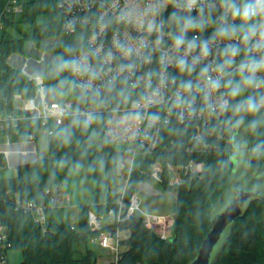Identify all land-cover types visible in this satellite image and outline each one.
Instances as JSON below:
<instances>
[{"label":"clouds","instance_id":"obj_1","mask_svg":"<svg viewBox=\"0 0 264 264\" xmlns=\"http://www.w3.org/2000/svg\"><path fill=\"white\" fill-rule=\"evenodd\" d=\"M90 21L91 33L85 30ZM80 24L74 41L41 74L54 81L45 89L54 101L49 115L69 120L49 132L60 144L71 145L77 129L87 133L96 124L82 155L97 138L104 144L139 141L143 147L161 142L165 132L182 147L193 121L208 117L215 123L191 140L218 148L208 137L226 135L220 169L264 158V139L258 138L264 136V0H124L122 6L120 0H100L98 12ZM66 28L75 32L76 21ZM109 29L111 46L97 44ZM241 128L258 139L250 145ZM113 163L120 166V158ZM95 164L103 170V158Z\"/></svg>","mask_w":264,"mask_h":264},{"label":"trees","instance_id":"obj_2","mask_svg":"<svg viewBox=\"0 0 264 264\" xmlns=\"http://www.w3.org/2000/svg\"><path fill=\"white\" fill-rule=\"evenodd\" d=\"M3 2L0 0V6ZM60 19L57 0H24L22 11L4 19L0 31V94L5 99L0 96V107L9 108L14 93L30 97L37 92L34 81L7 62L10 54H24L31 43L40 50L58 55L63 52L64 44L74 41L77 33L63 34ZM60 34L62 40L59 42H42ZM43 80L46 87L54 83L50 79ZM68 123L66 119L64 125ZM192 125L182 138V147L175 143L177 137L165 132L152 153L135 157L125 188V199L135 191L139 182L148 179L143 171L151 162L159 161L165 167L167 163L179 165L192 159L203 162L204 168L198 174H183V181L179 184H170L164 169L160 186L165 191L176 192L171 233L162 239L144 225L140 215L126 219L119 224L129 230V237L124 241L127 247L119 264H187L197 254L201 240L210 228V210L226 190L233 165L226 170L217 166L219 159L226 158V154H219L227 145L226 135H210L208 141L216 142L218 148L197 152L195 142L191 140L195 133ZM99 127L93 124L87 133L77 129L71 145H62L48 135L47 157L17 165L13 178H0V222L6 227L10 248L20 250L22 254L16 264H99L95 251L87 246L93 235L87 214L89 210L104 212L118 196L119 192L112 190L118 176V166L113 163V158L121 159L122 156L112 144H104L101 138H97L87 150V155H82L83 142L92 130ZM243 135L250 145L258 138L264 139V136L253 137L244 128ZM77 140L81 143L77 144ZM98 157L104 160L102 171L95 164ZM61 159L67 161L63 167L59 164ZM77 162L84 165L86 177L94 185V194L91 203L79 205V217L74 228L69 223L52 221V209L48 210L46 226L40 227L30 214L14 208L9 197L15 194L36 202L46 201L45 189L63 181ZM5 163L0 154V169L5 167ZM247 163L252 176L264 173V158L249 157ZM90 166L95 170L89 171ZM82 244L85 248L81 252ZM211 264H264V200L255 198L249 202L243 216L229 227Z\"/></svg>","mask_w":264,"mask_h":264},{"label":"built area","instance_id":"obj_3","mask_svg":"<svg viewBox=\"0 0 264 264\" xmlns=\"http://www.w3.org/2000/svg\"><path fill=\"white\" fill-rule=\"evenodd\" d=\"M24 0H4L0 6V31L3 29L4 19L11 16L14 13L22 11ZM100 0H57V7L59 9L61 19L60 28L63 34H75L81 31V20L85 16H92L98 12ZM110 3V0H109ZM124 4V0H120V5ZM172 11L171 5H169L167 11L164 12V16L167 17L168 13ZM109 15L112 12L109 11ZM195 15V12L193 13ZM219 15V12L213 14V18ZM76 21V31H68L66 25L69 21ZM92 23L90 21L85 29L89 33L92 31ZM121 32H124L123 26L115 25ZM133 36L136 32L130 30ZM212 29L209 28L204 35H210ZM194 33H189V36ZM113 39V30L109 29L106 36L102 35L97 38L96 43H103L105 47L111 46ZM9 57V56H8ZM19 61V56H16ZM239 59V58H238ZM12 65V64H10ZM14 66V65H12ZM20 69L23 74L28 77L29 80L34 81L37 92L35 96L24 97L19 93L12 95L11 105L8 107H0V133H4L8 141L24 142L29 141L34 143L36 140V131L41 129L43 133L48 136L49 132L53 129L65 124L67 118H60L55 115H49L47 108H50L54 101L45 92L46 86L41 74L34 75L30 72H26V67ZM15 67V66H14ZM151 67H155L151 65ZM36 68V65L31 66V69ZM170 72H174V69H169ZM0 96L4 98L1 93ZM18 101L21 104L18 105ZM3 102L6 103V100ZM54 111V110H53ZM155 111V109H153ZM175 122V118H173ZM215 123V118L204 117L200 120L193 121L192 128L195 130L194 134H198L202 131L203 127L210 126ZM216 136H219L218 134ZM209 142V141H208ZM209 144H212L209 142ZM112 145L122 154L120 159V166H118V174L123 180V188L119 192L118 196L114 199L112 204L101 213L94 210H89L87 214L88 224L90 231L93 235L89 238V242H95L99 247L108 251L109 259H105L99 264H119L121 254L126 249L124 241L129 237V230L122 228L119 224L126 219L140 215L143 219V223L148 228H153L154 225H159L164 221V216L157 215L155 213H149L141 208L140 197L136 191H133L127 199H125V188L129 180L131 170L133 168L134 159L139 154H150L157 146L156 144H150L145 142L143 147L140 146L139 141H131L120 139ZM216 147L203 148L202 146L195 144V151L206 152L214 150ZM9 150L6 148L0 149V154L5 156ZM204 168L203 162L194 161L189 159L183 164H179L177 169L183 171L185 174H198L202 172ZM162 172V166L160 163H153L151 166V175L155 178L160 177ZM46 201L36 202L34 200L19 197L13 195L9 197L12 199L14 208L28 213L32 216L33 221L40 227H45L48 222V210L57 207L61 201L63 205H68L71 197L67 192L62 193V188L59 182L48 187L44 191ZM71 228H74L75 222L69 223ZM162 239L169 237L167 234H161ZM10 248V243L6 239V227L0 222V264H7L6 250Z\"/></svg>","mask_w":264,"mask_h":264},{"label":"rangeland","instance_id":"obj_4","mask_svg":"<svg viewBox=\"0 0 264 264\" xmlns=\"http://www.w3.org/2000/svg\"><path fill=\"white\" fill-rule=\"evenodd\" d=\"M62 40V34L58 36H54L48 39L43 40L44 43H52V42H59ZM9 63L14 65L18 69H24V65H28L26 67V72H30L34 75L42 74L45 70V67L52 61L53 57L56 55L48 53L44 50H40L34 44L29 43L27 45V50L24 54H10L9 55ZM19 56V61L16 58ZM36 65V68L31 69V66ZM70 99V98H69ZM18 105L21 104V101H18ZM240 134L244 137L243 133L240 131ZM4 144H13L12 141H8L6 137L0 142ZM22 143V142H20ZM26 143V141L24 142ZM36 154H31L30 143H26L28 145L25 149L22 150L21 159L33 158L37 156V158H44L48 156V140L47 136L43 133L41 129L36 131ZM4 147H6L4 145ZM16 147V146H15ZM15 147L10 148V153L5 155L8 156L7 162L5 163V167L0 169V178L1 179H10L13 178L16 174V159L15 156L17 154V150ZM13 150V152H12ZM19 159V160H21ZM153 163H160L162 166V172L160 177H153L151 175V166ZM178 165H173L167 163L164 165L159 161L151 162L148 167L143 171L144 175L148 177L138 183L136 186L135 191L137 192L138 196L140 197V204L141 208L149 213H155L157 215H166L164 216V221L159 225H154L153 228H150L153 232L158 234H167L170 235L171 227L173 223V206L174 201L176 199V192L175 191H165L160 186V181L162 179V175L164 173V169L168 174V181L170 184H179L183 181V171L177 169ZM239 177L241 176V187L244 190H255L261 186L260 181L256 180H248L244 176V166L243 163L239 164ZM59 185L62 188V193L67 192L70 194V201L68 205H63V202H59L57 207L54 208L51 212V219L55 222H64L70 223L72 219L76 223L79 217V205L89 204L92 201L93 194H94V185L93 183L86 177L84 165L79 170H76L72 167L67 174V177L59 182ZM123 188V180L118 174L115 183L112 187L113 191L120 192ZM229 199L228 194L226 193L225 196L220 199V201L215 205L211 215L217 211H220L223 206L227 203ZM87 246L95 251L97 256V260L103 261L105 259H109L111 257L107 250L99 247L95 242L87 243ZM85 246L82 244L79 248V251H83ZM21 252L18 249L8 248L6 250V260L7 264H13L15 262H19L21 260Z\"/></svg>","mask_w":264,"mask_h":264},{"label":"water","instance_id":"obj_5","mask_svg":"<svg viewBox=\"0 0 264 264\" xmlns=\"http://www.w3.org/2000/svg\"><path fill=\"white\" fill-rule=\"evenodd\" d=\"M240 131L243 133V128ZM238 166L239 164L232 166L228 186L220 197L222 199L227 193L229 196L227 203L220 211L211 215L215 205L220 201L219 199L210 210V228L201 240L197 254L187 264H211L229 227L237 218L243 216L249 202L255 198L264 200V173L252 176L248 163H243L245 178L261 182V186L255 190H244L241 187Z\"/></svg>","mask_w":264,"mask_h":264},{"label":"crops","instance_id":"obj_6","mask_svg":"<svg viewBox=\"0 0 264 264\" xmlns=\"http://www.w3.org/2000/svg\"><path fill=\"white\" fill-rule=\"evenodd\" d=\"M14 54V53H13ZM12 55V54H11ZM10 57V56H9ZM9 57L7 58V62L9 63V61H8V59H9ZM9 64H11V63H9ZM4 137H6V135L4 134V133H0V142L3 140V138ZM7 138V137H6ZM12 141V140H11ZM13 142V144H4L6 147H4V145L2 144V143H0V149H3V148H6V149H8V150H10L11 151V149L10 148H12V147H15V149L17 150V154H16V156H15V158L16 159H21V153H22V150L23 149H25L28 145H26V143H30V150L32 151L31 152V154L33 155L34 154V151H35V154L37 153L36 152V144H35V142L34 143H32V142H29V141H26V143H24V142H22V143H20V142H15V141H12ZM26 146V147H25ZM35 147V148H34ZM10 151H9V153H10ZM12 152H13V150H12ZM3 158H4V160H5V162H7V159H8V156L7 157H5V156H3ZM16 160V163L17 164H23V163H28V162H32V161H35L36 159H37V156H35V157H33V158H27V157H25V158H23V159H21V160ZM20 261V260H19ZM98 262H101V261H99L98 260ZM16 263H18V262H15V263H13V264H16Z\"/></svg>","mask_w":264,"mask_h":264}]
</instances>
